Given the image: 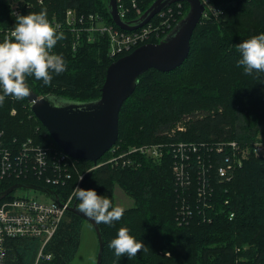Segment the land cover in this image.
Instances as JSON below:
<instances>
[{"label":"trees","instance_id":"1","mask_svg":"<svg viewBox=\"0 0 264 264\" xmlns=\"http://www.w3.org/2000/svg\"><path fill=\"white\" fill-rule=\"evenodd\" d=\"M12 1L17 5V13L7 0H0V42L6 38V31L15 26L17 14L42 9L47 10L49 20H63L66 10L75 8L77 12H99L107 22L114 23L108 0ZM153 1L141 2L142 13ZM210 1L220 11L202 17L183 64L171 71L151 68L139 76L135 91L120 109L116 144L126 149L132 145L187 140L216 147L221 141L236 139L250 152L241 166L235 165L230 179L217 172L227 155L226 150L217 149L204 157L210 166L207 178H202V167L193 157L185 164L188 178L183 184L173 169L176 158L168 152L156 160L140 154L139 166L103 164L89 171L82 188L96 190L109 198L113 206L116 186L133 199L121 220L101 224L105 238L102 264H264V155L251 150L254 142L264 143V73L245 75L243 67H237L241 56L236 50V44L244 39L264 33V0ZM188 10L189 3L183 1V14ZM178 11L176 8L174 12L176 20L183 15ZM139 15L129 12L126 18ZM151 21L159 24L162 18L156 14ZM56 31L63 33L64 38L57 42L53 52L64 57L67 70L58 76L54 74L50 86L28 77L30 89L40 96L53 93L77 101L100 97L108 66L121 56H110L106 36L90 42L82 35L74 48L76 32L68 26ZM165 34H154L148 42H158ZM187 115H192V120L186 121ZM178 120H185L186 131L161 140L163 128H171ZM0 128L18 143L33 138L53 151L60 149L32 111L28 98H5L0 106ZM79 161L80 172L95 164L91 160ZM77 179L75 176L65 187L51 188L55 192L64 190L63 195L68 196ZM201 179L208 181L204 193H200ZM19 182L42 183L34 176L1 179L0 192ZM13 195L11 192L5 199ZM74 202L79 203L77 199ZM180 211L186 214L179 216ZM85 221L68 209L43 248L51 258L41 257L38 261L42 246L39 238H9L6 264H70L77 255ZM120 228H126L143 242L146 251L141 250L131 259L127 255L117 257L108 245Z\"/></svg>","mask_w":264,"mask_h":264},{"label":"built area","instance_id":"2","mask_svg":"<svg viewBox=\"0 0 264 264\" xmlns=\"http://www.w3.org/2000/svg\"><path fill=\"white\" fill-rule=\"evenodd\" d=\"M142 1L144 2L145 0H117L118 12L121 18L130 20L126 18L129 12L141 15ZM202 2L206 7L203 14L204 17H210V13L214 15L219 13L220 9L210 0H202ZM176 8H179L178 12L182 15V0L171 3L157 13L162 18L159 24H155L150 20L144 26L131 31L121 28L115 22H107L99 12H77L75 8L67 9L63 20L53 18L49 22L56 30L68 26L76 32L74 48L79 45L82 35H86L90 42L95 41L99 36H106L109 41V54L112 58H116L126 55L138 46L147 43L154 34L156 37H159L162 33L168 34L187 13H184L179 20H176L177 17L176 19L174 17ZM16 9L14 10L17 13ZM172 18L176 22L173 26L174 21ZM11 30L8 29L6 31V37H10ZM15 112L16 110L13 109L12 113ZM215 149L218 152L227 151L222 164L217 168V172L224 179H230L232 176L230 172H232L235 165L241 166L243 160L247 157L246 153L250 152L249 147L242 146L236 139L221 141L216 147L207 142L187 140L132 145L126 149L114 144L105 153L107 154L105 159L100 162L98 160L93 167L80 172L79 159L71 157L61 148L53 151L49 147L36 143L33 138H27L18 143L15 139H9L4 129L0 128V180L12 177L34 176L41 180L42 183L39 184L51 188V186L65 187L70 180L78 176L74 190L77 186L82 188L83 179L81 177L84 178L89 171L103 164H111L113 167L139 166L141 164L138 161L140 154L156 160L163 156L165 152H168V154H173L176 158L173 169L183 184L185 181H182L188 178V169L185 164L190 163L193 157H196L197 164L202 167L204 175L202 178H207L209 174L207 168L209 169L210 166H207L204 157L209 156ZM251 150L256 155H264V143L261 141L254 142ZM202 182L203 186L200 193H204L205 185L208 183L207 180H202ZM186 183L189 182L186 181ZM63 191L55 192L54 190L53 196L47 193L53 199L50 203L39 201L28 194H14L10 198L5 199L4 197L2 199L0 202V264H6L7 240L9 238H39L42 241V246L38 252L37 261L41 257L51 258V254H45L43 248L56 232L66 211L75 203V198L71 195L68 198L65 197ZM185 214L180 211L179 216H184Z\"/></svg>","mask_w":264,"mask_h":264},{"label":"water","instance_id":"3","mask_svg":"<svg viewBox=\"0 0 264 264\" xmlns=\"http://www.w3.org/2000/svg\"><path fill=\"white\" fill-rule=\"evenodd\" d=\"M176 1L181 0H154L141 15L130 20L121 18L117 0H108V8L114 22L121 28L131 31L144 26L158 12ZM182 1L189 3V10L168 34L158 42H147L138 46L108 66L100 97L77 101L53 93L40 96L31 89L32 93L28 100L32 111L65 153L76 159L91 160L97 164L119 138L120 109L135 91L139 76L151 68L171 71L181 66L187 59L192 35L206 7L202 0ZM50 96L70 101V104L63 108L52 107L48 101ZM89 175L90 172L84 176L82 187ZM19 188L42 191L51 196L55 193L48 186L19 182L1 191L0 199ZM69 210L76 212L93 226L99 243L96 264H102L105 238L101 224L79 212L76 203L70 206Z\"/></svg>","mask_w":264,"mask_h":264},{"label":"clouds","instance_id":"4","mask_svg":"<svg viewBox=\"0 0 264 264\" xmlns=\"http://www.w3.org/2000/svg\"><path fill=\"white\" fill-rule=\"evenodd\" d=\"M63 38V33H57L50 24L46 9L16 15L10 37L0 42V106L6 97L14 100L30 97L32 92L27 84L28 77L50 86L54 74L58 76L67 70L64 57L53 52L57 42ZM236 50L241 56L237 67H243L245 75L264 73V33L244 39L236 44ZM48 101L55 108L70 104V101L55 96L48 97ZM71 196L79 201V212L98 224L111 225L123 218L125 209L113 206L109 198L99 195L94 189L77 186ZM108 247L114 249L117 257L127 255L129 259L136 257L141 250L146 251L144 243L126 228L118 230Z\"/></svg>","mask_w":264,"mask_h":264},{"label":"rangeland","instance_id":"5","mask_svg":"<svg viewBox=\"0 0 264 264\" xmlns=\"http://www.w3.org/2000/svg\"><path fill=\"white\" fill-rule=\"evenodd\" d=\"M7 1L13 9L17 8L16 7L17 5L14 1L12 0H7ZM212 109H213L212 111H214L216 108H212ZM196 114H200V113H196ZM185 118L186 121H190L192 120L191 119L192 115H187L185 116ZM185 120H178L174 125L171 126V128L168 129L163 128V130L160 133V135H162L163 137L161 138V140L166 139V137H168L169 139V137L175 136L179 132H185L187 129ZM13 193L18 195L28 194L30 196H34L37 200L42 202L50 203L53 201V199L47 193L33 189L19 188L15 190ZM71 193L72 191L70 192V194H68V196L65 195V197L68 198L69 195H71ZM114 195H115V206H121L125 209L133 204L132 197L129 196V194L126 193L120 186H116L114 190ZM97 252H98L97 234L91 223L86 220L82 227L81 243L77 252V256H75L74 260L70 264H96L95 261H96Z\"/></svg>","mask_w":264,"mask_h":264},{"label":"crops","instance_id":"6","mask_svg":"<svg viewBox=\"0 0 264 264\" xmlns=\"http://www.w3.org/2000/svg\"><path fill=\"white\" fill-rule=\"evenodd\" d=\"M98 247H99V243H98ZM77 256V255H76ZM96 258H97V256H96ZM96 262V261H95Z\"/></svg>","mask_w":264,"mask_h":264}]
</instances>
